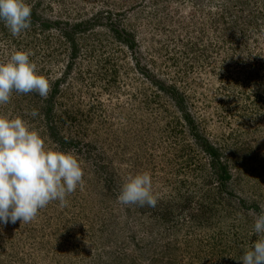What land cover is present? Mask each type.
<instances>
[{"label": "rangeland", "instance_id": "374dc122", "mask_svg": "<svg viewBox=\"0 0 264 264\" xmlns=\"http://www.w3.org/2000/svg\"><path fill=\"white\" fill-rule=\"evenodd\" d=\"M26 3L19 36L0 20V62L30 51L50 91L0 114L84 177L66 206L0 223V264H242L264 210V0ZM145 171L155 207L119 204Z\"/></svg>", "mask_w": 264, "mask_h": 264}, {"label": "clouds", "instance_id": "9594fccd", "mask_svg": "<svg viewBox=\"0 0 264 264\" xmlns=\"http://www.w3.org/2000/svg\"><path fill=\"white\" fill-rule=\"evenodd\" d=\"M31 13L26 0H0V20L14 37L31 27ZM31 55L30 51L15 50L0 62V105L10 101L13 91L36 92L42 99L47 98L49 81L38 73ZM28 114L39 116L36 109ZM83 177V168L74 153L47 143L40 131L30 128L20 116L0 114V223H30L52 201L66 206V197L82 186ZM117 202L155 207L151 174L145 171L129 175ZM253 216L257 239L238 260L242 264H264V210Z\"/></svg>", "mask_w": 264, "mask_h": 264}]
</instances>
